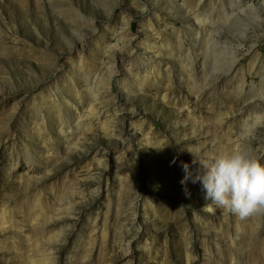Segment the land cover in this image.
Masks as SVG:
<instances>
[{
  "label": "rangeland",
  "instance_id": "1",
  "mask_svg": "<svg viewBox=\"0 0 264 264\" xmlns=\"http://www.w3.org/2000/svg\"><path fill=\"white\" fill-rule=\"evenodd\" d=\"M262 118L264 0H0V264H264L180 183Z\"/></svg>",
  "mask_w": 264,
  "mask_h": 264
},
{
  "label": "clouds",
  "instance_id": "2",
  "mask_svg": "<svg viewBox=\"0 0 264 264\" xmlns=\"http://www.w3.org/2000/svg\"><path fill=\"white\" fill-rule=\"evenodd\" d=\"M253 131L254 128L246 124L241 140L250 138ZM192 165L197 167L194 169ZM181 168L184 176L180 183L186 192L189 181L201 185L204 199L208 201L205 210L214 211V205L240 219L264 214V160L242 145L219 152L210 159L194 154L191 164L182 162Z\"/></svg>",
  "mask_w": 264,
  "mask_h": 264
},
{
  "label": "bare ground",
  "instance_id": "3",
  "mask_svg": "<svg viewBox=\"0 0 264 264\" xmlns=\"http://www.w3.org/2000/svg\"><path fill=\"white\" fill-rule=\"evenodd\" d=\"M203 19H199V21L201 22ZM203 22V21H202Z\"/></svg>",
  "mask_w": 264,
  "mask_h": 264
}]
</instances>
